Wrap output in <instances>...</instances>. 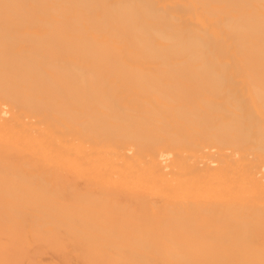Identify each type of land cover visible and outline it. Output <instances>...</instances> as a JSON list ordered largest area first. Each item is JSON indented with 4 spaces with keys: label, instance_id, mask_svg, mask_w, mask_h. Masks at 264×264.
<instances>
[{
    "label": "bare ground",
    "instance_id": "bare-ground-1",
    "mask_svg": "<svg viewBox=\"0 0 264 264\" xmlns=\"http://www.w3.org/2000/svg\"><path fill=\"white\" fill-rule=\"evenodd\" d=\"M0 264H264V0H0Z\"/></svg>",
    "mask_w": 264,
    "mask_h": 264
}]
</instances>
